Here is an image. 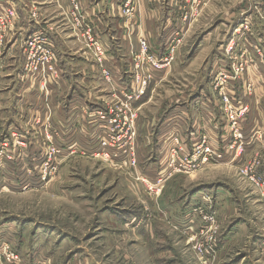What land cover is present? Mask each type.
<instances>
[{
    "label": "rangeland",
    "instance_id": "1",
    "mask_svg": "<svg viewBox=\"0 0 264 264\" xmlns=\"http://www.w3.org/2000/svg\"><path fill=\"white\" fill-rule=\"evenodd\" d=\"M180 1L186 3L179 6L184 28L169 41L165 54L169 52L172 63L164 70L147 58L141 59L137 52L127 62L114 23L108 27L111 38L105 42L98 39L120 69L130 90L127 94H133V84L138 85L134 80L138 65L140 78L151 80L142 97L147 105L134 109L138 118L155 115L144 147L147 153H131V160L137 159L144 169L149 167L147 172L121 165L125 157L121 158L114 141L109 150L111 160L95 158L99 136L91 131L89 118V126H78L76 133L70 131L73 123L69 124L68 117H61L58 128L53 116L36 113L30 120L32 116L18 106L20 76L23 84L28 83V95L39 100L46 77L47 84H63L64 91L49 92L50 99L58 96L65 104L74 93L103 110L107 107L102 102L116 105L125 99L114 77L111 84L105 80L95 57L98 51L89 34L79 27L75 5L83 0H16L18 17L25 19L18 28L20 19L17 17L12 26L6 9L0 10V102L6 108L0 111V132L10 141L8 160L3 161L2 170L0 167V264H205L195 247L200 243L207 246L211 236L217 240L218 253L210 264H264V196L254 182L241 175V168L248 167L256 180H264V143L254 141L252 149L240 158L241 167L227 157L193 175L171 177L169 164L178 149L173 137L177 134L180 145L188 150L192 146L186 132H180L181 125L176 123L179 127L173 129V121L168 123L170 113L182 105L189 110L201 93L213 103V69L215 63L227 68L223 52L238 20L253 15L255 32L264 44V0H191L190 5V0ZM98 2L107 7L106 0ZM124 3L119 6L123 8ZM84 11L81 16L95 34ZM37 33L42 38L48 35L46 48L56 57L58 75H35L39 57L29 59L25 40ZM218 40L227 41L224 49ZM163 56L159 53V59ZM199 107L193 106L197 111ZM63 108L62 112L67 110ZM204 114L211 115L207 109ZM212 115L216 139L223 147L230 138L227 125L220 111ZM167 123L168 138L161 141L160 129ZM207 128L211 133V126ZM255 146L259 148L253 149ZM52 148L61 153L51 156ZM140 178H147L160 192L151 195ZM159 181H164L160 187ZM22 182L23 186L31 182V186L27 190L10 186ZM168 195L175 201L166 211L163 204ZM197 207L215 211V228L203 229L199 216L193 213Z\"/></svg>",
    "mask_w": 264,
    "mask_h": 264
},
{
    "label": "built area",
    "instance_id": "2",
    "mask_svg": "<svg viewBox=\"0 0 264 264\" xmlns=\"http://www.w3.org/2000/svg\"><path fill=\"white\" fill-rule=\"evenodd\" d=\"M5 9L8 13V18L11 21L13 20L12 26H14V23L18 17L16 6H8ZM82 9L83 7L81 3L80 5H75V15L78 22L80 23L79 27L89 34V38L91 39L93 46L98 51L97 54H95V57L99 58V65L102 69L103 76L105 80L111 84L113 74L105 65V59L107 56L106 50L103 49L101 41L98 40L95 34L92 33L93 29L86 26L85 18L81 16ZM122 14L127 23H131V25L133 24V26L136 27L137 21L139 19V0H125L124 7L122 8ZM131 31L132 29H130V33ZM250 36H252L250 23L246 21L240 22L236 28H234L233 36L229 40L227 44L228 46H226L225 55L226 59L228 60L227 68L217 66V70L213 73L211 78V89L213 95L216 98V102H213V104L216 110L220 111L224 124L227 125L228 134L230 135L228 142L225 143L223 147H220L219 145L218 148L212 143L210 133L204 132V134L201 135L203 133L202 130L204 131L201 125L199 126L195 123L194 127L197 129H193L191 125H189L190 127L187 129L186 136L189 137L192 149L188 150L187 146L185 148L184 145H180L181 142L176 138L178 135H175L173 140L176 141L178 149L173 152L176 154L172 156V162L169 164L171 177L180 174L187 176L193 175L194 173H197L198 171L210 166L213 163L224 162L227 157L231 160V162H236L238 164L240 158L246 154L247 147L251 144V142L257 141L264 143V130H255L252 139L248 140L249 137H245L242 127V125L244 126L245 118L250 110L249 107L243 104L241 96L248 95L250 98L254 99L255 88L250 83L245 87L241 86L240 82L257 60L264 59V51L262 50L259 43L253 45L251 43L249 48V45L245 44L238 51H236L237 38L246 39ZM48 43V35H45V37L42 38V34L40 33L33 34L25 40L26 54L29 55V59L33 60L39 57V64L37 65V68L35 67V75L41 77H46L47 74L50 76L59 74L58 68L56 66V57L52 50L46 48ZM43 48L45 50H43ZM137 53L140 55L141 59L147 58L153 65L159 66L161 70H164L172 63V58L171 61H169V58L167 57L169 56V52L168 54H165L166 56H163V58L159 59V54L153 50L150 43L143 37H140L139 39V52L137 51ZM135 54L136 53H134V55ZM140 67L141 66L138 65L137 68H135L137 73L134 76V80L135 82L137 81L138 85L133 84V94L129 95L127 94L129 91H125L122 93V95L124 94L125 97L122 102L118 101L116 105L105 103L107 109H100L89 114V121L92 124L93 131L95 134H97V136H99L96 141V148L93 150V152H95L93 156L99 159L105 158L108 161L111 160L109 150L112 149L111 143L114 141L117 144V146L114 147L122 153L121 158L125 157V160L120 162L121 165H125V167L130 166L131 168L135 169L136 172L139 170L140 164L137 159L133 158V160H131V156H135L137 152L136 139L138 135L137 124L139 118L137 112L133 108V105L137 100L141 99L145 95L147 88L151 83V80L145 77L140 78V73L142 71L139 69ZM30 73L33 74V72ZM40 89L41 91L39 92L42 94L41 99L43 101H49L50 92L49 83L47 84V77L45 78V83H41ZM202 101L203 100L201 98H195L190 109H193V106H203ZM241 105H244V107H240ZM46 107L47 108H44V113H48L49 116L51 107L49 104H47ZM208 111L211 113L210 117L212 122V111ZM44 113L42 114L43 117H45ZM188 116L189 115H180L170 117L169 121L175 118V121L180 126L181 122L184 121ZM208 121L209 120H207V122ZM216 127L217 125L212 124L211 129L216 131ZM9 142V139L5 138L2 132H0L1 168L3 167V161L8 160V148H10ZM50 151H52L50 153L51 156L61 153L55 148L50 149ZM131 153L133 154L131 155ZM46 166L51 167L50 164H46ZM241 170V175L245 179H250L252 182H254V184L262 190V195L264 196V180H256L252 173H250L248 167L241 168ZM45 171H47V169H45ZM140 181L147 185V190L151 195H157L160 192V188L157 190L155 187L156 185H151L150 182L144 181L141 178ZM163 182L164 181H159L158 186L160 187ZM30 184L31 182L23 186L22 189L27 190L31 186ZM209 200V198L206 199L207 202ZM193 213L199 216L203 226H205L203 229H206L207 226L212 227V229L217 226L215 211H206L202 207H197ZM206 242L207 246L206 244L200 243L197 245V247H195V249H197L201 260L205 261V264H210L209 262L218 253V244L215 236H211L210 240H206ZM5 246H7L8 249H11L9 244H5ZM8 259L10 261V257Z\"/></svg>",
    "mask_w": 264,
    "mask_h": 264
},
{
    "label": "crops",
    "instance_id": "3",
    "mask_svg": "<svg viewBox=\"0 0 264 264\" xmlns=\"http://www.w3.org/2000/svg\"><path fill=\"white\" fill-rule=\"evenodd\" d=\"M15 1L16 0H1L0 10L8 6H16ZM98 1L97 2L95 1L96 2L95 3L94 0H83L82 7H84L83 10H85L84 12H86V14L89 17L88 23L94 27L96 38L104 42L108 41V39L111 38L112 34L111 31H109L108 27L112 25V23H114L116 31L118 33V37H116V39H118L119 41V46L122 48L121 50L122 55H124V58L127 60V62H129L130 59L133 58L134 52L135 53L137 51L139 52L140 37L145 38L150 43L151 47L153 48V50L156 51L157 54L162 53L165 55V53L169 50L168 49L169 41L170 39H173L172 36L175 33L182 32V28H184V23L180 21V16H181L180 10L182 9L181 7H179L180 4L181 5L186 4L184 1L182 2L180 0H139V19L137 21L136 27L133 26V24L131 25V23H127L125 18H124L125 20H122V8L119 5H122L123 2H125V0H106L107 7L103 5L104 2L99 3ZM190 3L191 0L188 4L190 5ZM18 19L20 20L18 24H16L17 28L23 25L25 22V19L22 20L20 15ZM111 19L113 20V22H111ZM245 21L249 22L251 25L252 36L247 37L246 39L237 38L236 51H238L245 44L249 45L248 46L249 48L251 46L250 45L251 43L252 45L259 43L262 50L264 51L263 37L261 38L258 35V33L255 32L257 23L255 22L253 15H248L244 19L238 20L234 28H236V26L240 22H245ZM130 29H132L131 33H130ZM103 35H105V37ZM218 35L221 36L220 33ZM232 36H233V32L229 35L230 38L228 39V42L232 38ZM221 37L223 38V36ZM219 42L221 43V48L224 49L226 45L223 46V44H225L227 41L222 43V41L218 40L217 44ZM17 43L18 41L15 42V44ZM225 52H226V48L223 52V56L226 59ZM109 57H110L109 55L106 56L105 65L112 72L113 77L115 78L114 83L117 89L119 90L122 89L123 92L130 91L127 89V85L125 84L122 75L119 74L120 69L117 67V64L113 63ZM217 66H218L217 63H215L213 73L217 70L216 69ZM20 80L23 82L21 86L18 88V92H17V96L19 98L18 106L22 110H25L27 112L28 117L32 116L30 120L33 118V116H36V113H40L38 114V116L43 114L45 112L44 108H47L46 105L49 104L51 107L49 116L54 117V120L57 123V127L59 128V126H61L58 122L59 120L61 122V117L63 118L68 117L69 124L73 123V125H70L71 126L70 131H76L77 129H79L77 128L78 126H82L85 129L86 127L89 126V124H87V118H89V114L91 113V111H89V109H91L89 105L92 106V112L100 110V107H98V105L96 106V104H93V102L90 101L91 100L90 98L89 101H85V99L79 98L80 94H76V93L72 94L71 99H69V102H67L66 104L61 99H57L58 96L53 97L54 99H49V101L46 100L43 101L42 99L40 100L35 99L33 98V95L31 94L28 95L29 91L28 89H26L28 83L23 84L24 80H22V76H20ZM1 81L2 79H0V82ZM90 83L92 85L96 84V82L95 81L92 82V80H90ZM249 83L255 88L254 91L255 98L252 99L248 95H242L243 97L241 96L242 98L241 100L243 101V104L245 106L249 107L250 110L245 118V123L243 122L244 126L242 125V127L245 137L247 136L249 137V140H251L255 130L257 129L264 130V59L262 60L260 59L255 62V64L250 68L246 76H244L243 80L240 82V85L245 87ZM210 87H211V83H210ZM60 89L64 91V86L62 83L61 85L58 82L49 83V90L54 95H56V91L58 92V90ZM123 92H121V94ZM0 95H3L2 92ZM213 97L215 96L213 95ZM197 98H201L202 100H207L209 106L214 110L213 106L210 105V103L213 104L212 100H210L211 98L209 99L208 97H206V94L201 93ZM2 102H0V111L6 110V108L1 107ZM213 102H216V98H214ZM102 103H103L102 106H105V103L104 102ZM144 103L145 100L141 98L134 103L133 107L135 109L137 108L136 106L147 105ZM244 105H241L240 107H244ZM63 107L67 108V110L64 112H62L64 109ZM205 109L206 108L204 106H200L198 108V111L195 108L190 109L189 116L186 118L183 117L185 118V120L181 122V127L179 128L180 132L181 131L183 133L187 132V129L190 127L189 125H191L193 129H197L196 127H194V124L196 123L199 126L201 125L203 127L204 131L202 130V132L209 133L207 131L208 130L207 125L212 126L211 117L210 116L208 117L207 115L204 114ZM65 113L67 114V116L65 115ZM183 115H188V114H183ZM44 116L48 117V113H44ZM154 116L147 115L145 117L140 116L139 118L137 124V131H138L137 153L139 154V156H141L144 153L145 154L147 153L144 152V147H146L145 144L148 140L147 137L150 136L151 134L150 131H152L150 127L151 124H153ZM207 120L209 121L207 122ZM167 124L163 129H160L161 133L159 134L158 139H161V141L168 138L166 137V131L168 130ZM90 129L91 131H93L91 122H90ZM209 130L211 131L210 136L212 143L219 148L220 144L216 139L217 135L215 131L211 128ZM164 136L165 138H163ZM252 143H254V141L251 142V144L247 147V151H250L252 149L250 147L252 145H255V143L254 144ZM256 147L259 148L258 146H255L253 149H255ZM239 164H241V162L238 163L237 166H239ZM139 169L142 172L145 171L147 172L149 170V167L144 169L143 167L140 166ZM141 176L143 177V173L141 174ZM142 180L148 181L147 178H143ZM171 196L172 195H168L167 198L164 199L165 203L163 205L164 207H168L166 211H168L172 206H174V203L171 202H174L175 200L173 201Z\"/></svg>",
    "mask_w": 264,
    "mask_h": 264
},
{
    "label": "trees",
    "instance_id": "4",
    "mask_svg": "<svg viewBox=\"0 0 264 264\" xmlns=\"http://www.w3.org/2000/svg\"><path fill=\"white\" fill-rule=\"evenodd\" d=\"M206 97H208L209 98V96L208 95H206ZM210 99V98H209ZM194 101V100H193ZM210 103V102H209ZM202 105L207 109V110H212V112L214 113V112H216L217 110H216V108L214 107V104H211L210 103V105L211 106H213V108H214V110L209 106V104H208V102H207V100H203L202 101ZM183 114H190V108H189V110L187 109V108H185V106H182L181 108H177V109H175V111H174V113H170L169 114V117H175V116H180V115H182V116H184ZM201 116V115H200ZM209 117V116H208ZM170 122V121H169ZM168 122V123H169ZM167 126H168V124H167ZM169 132V131H168ZM173 132V131H172ZM198 140V139H197ZM22 167H24V165L22 166ZM5 168V167H4ZM18 169L20 170V166L18 167ZM1 170H2V168H1ZM25 182H22L21 184H17V185H10L11 187H13V188H16L17 186H20V189H21V187L23 186V184H24Z\"/></svg>",
    "mask_w": 264,
    "mask_h": 264
},
{
    "label": "bare ground",
    "instance_id": "5",
    "mask_svg": "<svg viewBox=\"0 0 264 264\" xmlns=\"http://www.w3.org/2000/svg\"><path fill=\"white\" fill-rule=\"evenodd\" d=\"M172 121H173V124H172L173 125V127H172L173 129H175L176 127H179L178 125H176L177 122L175 121V118H173ZM173 139H174V137H173Z\"/></svg>",
    "mask_w": 264,
    "mask_h": 264
}]
</instances>
